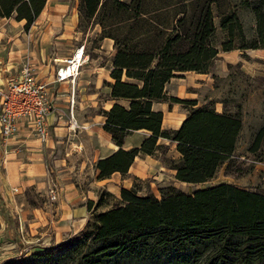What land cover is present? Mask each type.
Returning <instances> with one entry per match:
<instances>
[{
    "label": "rangeland",
    "instance_id": "1",
    "mask_svg": "<svg viewBox=\"0 0 264 264\" xmlns=\"http://www.w3.org/2000/svg\"><path fill=\"white\" fill-rule=\"evenodd\" d=\"M121 1L132 7L128 11L116 10L108 0L95 14L87 16L81 0H46L37 21L27 28L19 25L14 14L0 17V64L12 60L11 50L17 49L19 53L14 63L23 65L26 59L22 58L23 49L32 39L39 40L42 36V45H38L36 52L58 56L51 58V64L62 60L76 44L83 42L89 54L99 57L101 64L108 63L111 70L116 52L112 36L124 41L129 31L136 33L151 28L150 39H156L168 34L180 16L186 14L189 18L198 10L191 0ZM257 1L215 0L211 3L216 29L210 39L219 50L221 42L227 38L226 31L220 27L222 13L235 11L246 38H251L255 35L256 24L252 8ZM132 22L134 28L131 30ZM256 52L261 60L256 55L245 53L243 56L253 68L250 71L244 70L240 63L228 69L213 63L208 68L212 72L207 83L190 79L193 75L190 71H175L176 75L166 85L168 93L194 98L199 106L204 104L216 109L223 105V110H231L242 119L236 155L222 162L214 176L203 182L177 180L167 167L156 177L159 170L156 163L147 175L132 178L130 184L124 182L125 185L120 186L118 181L109 179L110 176L99 178L95 163L109 141L104 131L97 127L98 120L105 119L103 110L107 109L105 101L109 95L105 90L109 82L101 81L97 88L93 81L87 84L82 78H76L73 88L69 83L51 86L50 103L56 116L52 124L65 132L56 133L52 128L50 133L49 126L46 141L53 135V144L49 146L46 141H40L39 149L43 153L36 158L27 152L37 148L32 149L29 143L19 140L21 135H15L18 131L8 136L5 144H0V264H194L191 259L177 260L153 250L151 239L144 237L128 238L131 235H126L94 239L97 214L122 203V187L133 189L138 195L153 194L157 198L176 191L193 193L198 188L220 182L264 192V48ZM122 78H126L124 74ZM118 101L127 104L125 99ZM176 104L180 111L170 119L172 122H176L185 111L184 107H188L185 103ZM261 128L258 146L252 150ZM7 151L14 161L41 162L44 172L38 173L32 165H27L9 174L5 167ZM160 152L158 157L166 165L175 163V151L170 144L161 145ZM97 179L105 181L98 183ZM3 204L6 213L9 212L8 220H3Z\"/></svg>",
    "mask_w": 264,
    "mask_h": 264
},
{
    "label": "trees",
    "instance_id": "2",
    "mask_svg": "<svg viewBox=\"0 0 264 264\" xmlns=\"http://www.w3.org/2000/svg\"><path fill=\"white\" fill-rule=\"evenodd\" d=\"M107 1L81 0V4L85 14L91 16ZM110 1L116 10L128 11L132 7L121 0ZM191 1L198 10L189 18L186 14L180 16L164 36L150 39L151 28L129 31L124 41L112 36L116 52L110 70L113 81L108 85L110 97L115 101L103 110L102 127L118 148L96 161L99 178L114 171L124 174L136 155L153 154L161 147L157 143L160 136L175 142L180 156L170 166L180 181L203 182L212 178L218 166L233 153L242 124L236 113L207 105L195 106L177 128H162L163 112L152 108L155 100L169 99V106L172 102L194 104L193 99L167 95L165 83L176 75L175 71H208L217 54L210 39L216 29L211 7L215 0ZM45 2L0 0V17L14 14L15 19L25 20L27 28ZM252 9L256 24L251 38H246L235 11L222 13L220 27L227 33L220 44L222 50L264 47V0H258ZM118 99L127 100V104ZM139 128L151 133L138 146L122 147L129 130ZM261 134L262 128L252 150L257 148ZM120 195L121 204L97 214L94 239L144 237L151 239L153 250L177 260L191 259L194 264H264V192L220 182L193 193L176 191L160 198L153 194L138 195L127 187L121 188Z\"/></svg>",
    "mask_w": 264,
    "mask_h": 264
},
{
    "label": "crops",
    "instance_id": "3",
    "mask_svg": "<svg viewBox=\"0 0 264 264\" xmlns=\"http://www.w3.org/2000/svg\"><path fill=\"white\" fill-rule=\"evenodd\" d=\"M41 12H42V10H41ZM36 21H37V18L34 22H36ZM24 22H25L24 19L18 20V23L21 26L24 24ZM32 25H34V24H32ZM44 30L47 31L46 28ZM43 33L44 32H42V34ZM46 34L48 35L47 32H46ZM42 39H43V37L41 36V39H39V40L38 39H35V40L32 39L31 42H28L27 46L23 49L24 51H23V57L22 58L26 57V59H24V60L29 61L31 63V65L34 68L35 74L38 78H41V79H43L49 83V88L51 86L54 87L55 85H58V86H62L63 84L65 85L66 82H61V83L53 82L55 70H56L58 64L61 63L59 61V60H61V58L54 61L55 62L54 64H56L54 66L53 63L52 64L50 63V60L53 57L58 58V56H56V55L52 56L49 53H45L42 55L37 54L36 49H37L38 45H42L41 44ZM80 45H83L84 54H87L88 56H86L87 58H86L85 62L81 65L80 72L76 78H78V79L82 78L81 80H84L85 83H87V84H89V83H91V81H93L96 84L97 88L100 86L101 81L106 80L108 82H111L110 65L108 63L101 64L100 60L98 59L99 57L90 55L89 52L86 50L85 44L83 42H79L78 44H76L75 47H73L71 49L70 53L67 54V56L70 55ZM263 48L264 47H257V48H250L249 47V48H233L230 50H222V49L219 50V48H217V54L213 58V60L211 62V66L214 63L216 66H219L221 68L224 67V69H228V67L230 65H233L235 63H240L241 67H243L244 70L250 71V69H253V68H251V66H249L247 64L248 61L246 59H244L243 56L246 53V54L251 55L252 57H256L257 55H259V54H257L258 52H256V51H261ZM11 51H13L11 53L13 59L12 60L7 59L5 62H3V64H0V85H2L5 82V80L7 79V77L10 74H16V71L18 72L19 68L22 65V63L20 64V66H18L14 63V62H17L16 61V58H17L16 54L19 53V51L17 49H13ZM253 55H256V56H253ZM64 57H66V56H64ZM257 57L259 58V56H257ZM109 60L110 59H108V62H110ZM258 60H261V58H259ZM56 61H58V63ZM47 64H49V65L47 66ZM184 71H190L191 73H193L192 76L191 75L189 76L190 79L192 77L193 80H197L200 83H207V78L209 79L208 75L210 74V72H212L211 69H208V71H206V72H198L195 70H184ZM84 74H86L87 77L82 76ZM173 77H171L165 83V86H164L165 92H166L167 83ZM65 87L66 86H64L63 88H65ZM106 88H107V90H105V91H106V93L109 94L110 87L106 86ZM94 94L95 93H93L92 95H94ZM166 94L177 96V97L183 98V99H193L195 101L194 98H186L185 96L181 97L175 93L166 92ZM67 97H69V95H67ZM114 101H115V99H112L110 97V94L107 95V98L105 101V104L107 105L106 108L108 109ZM60 103H61V101L57 104H60ZM256 103H259V102H256ZM202 105H204V104H202ZM195 106H199L196 104V101L194 104H188V107L187 106L184 107L185 111L181 112L182 116H180V118L176 122H172L170 119L172 117H174L180 111L179 106L176 104V102L175 103L172 102L170 106H169V102L165 101V100H155L152 102V108L153 109L160 110L163 112V118H162V122H161L162 128H177L180 124V121L184 118V116L186 115V113L188 112L190 107H195ZM216 109H218L219 111H222L224 109V106L222 105L220 107H217ZM166 111H167V114H166ZM229 112L234 113L231 110ZM53 113H54V110L53 111L51 110V112L48 114V123L50 126V133H52V131H51L52 128L55 129L54 131L56 133H59V132L63 133L64 130H62L60 126L52 124L56 120L55 119L56 116ZM103 121H104V119L98 120L99 126L97 127V129H102L104 131V135H105V137H107L109 142L107 144L108 146L106 145V148L104 149V151L101 152L100 155H98L99 157H103L105 155H108L118 148V145L112 141L110 133L103 129V127H102ZM150 133L151 132L149 130L144 129V128L129 130V132L124 137L122 147L129 148L132 146H138L140 144V142L142 141V139L147 137ZM15 135H21V138H19V140L25 141L27 144L29 143V145L32 146L31 147L32 149L34 146L37 148L35 150H31V149L28 150L27 153L29 155H31L35 158L41 156L43 151L40 150L39 147H40V144H42V143L40 142V140H38L36 137H34L25 126H21L20 129L18 130V133ZM6 139L7 138H3L0 135V144L6 142V141H4ZM52 139H53V135H51V139L46 141V145H49V146L52 145L53 144ZM157 143L161 144V145L170 144V147L174 148L175 155H176V157L174 156L175 159L177 160L179 158L180 154L175 148V142H173V141H171L165 137L160 136L157 139ZM160 148L161 147L157 148L153 154H147V153L142 154V153H140V154L136 155L134 157L133 162L131 163V165L129 166V168L125 174H121L119 171H114L111 173L110 177H108V178L109 179L111 178V179H114L115 181H118V184L120 186L125 185L124 182H128V184H130L132 178L142 177V176L147 175L149 173L150 167L154 163H156L158 165L157 167L159 169L156 177H159L158 176L159 174H163L162 170L165 167H167L170 170V174L174 176L175 169L171 166L166 165L160 159L161 157H158V155L162 153V152H160ZM235 151H236V146H235V149H234L233 153L231 154V156L236 155ZM7 153L8 154L5 155V162H6L5 167L7 168V172L9 174H10V172H12L13 169H18L20 166H22L23 168H27L28 167L27 165H29L30 167L32 165V167L35 168L38 171V173L44 172V167H43V164L41 162L37 161L35 163H32L34 161H14V157L12 156V154H10L9 151H7ZM94 159H95V157H94ZM94 159H92L93 162L95 161ZM151 160H154V162H151ZM93 173H94V175H96V169H93ZM104 179H106V178H104ZM104 179H97V182L98 183H104V181H105ZM156 179H159V178H156ZM121 182H123L124 184H121ZM182 182H184V181H182ZM1 201H2V199H1ZM4 206H5L4 204H3V206L1 205V209L3 210V215H4L3 220L4 219L8 220L9 219V212L7 211V213H6V209L4 208Z\"/></svg>",
    "mask_w": 264,
    "mask_h": 264
},
{
    "label": "built area",
    "instance_id": "4",
    "mask_svg": "<svg viewBox=\"0 0 264 264\" xmlns=\"http://www.w3.org/2000/svg\"><path fill=\"white\" fill-rule=\"evenodd\" d=\"M86 56L80 45L64 57L55 70L53 82H66L73 88ZM52 95L49 83L38 78L31 63L25 61L17 74H10L0 85V135L7 138L25 126L40 141H46Z\"/></svg>",
    "mask_w": 264,
    "mask_h": 264
},
{
    "label": "bare ground",
    "instance_id": "5",
    "mask_svg": "<svg viewBox=\"0 0 264 264\" xmlns=\"http://www.w3.org/2000/svg\"><path fill=\"white\" fill-rule=\"evenodd\" d=\"M61 61V60H60Z\"/></svg>",
    "mask_w": 264,
    "mask_h": 264
}]
</instances>
